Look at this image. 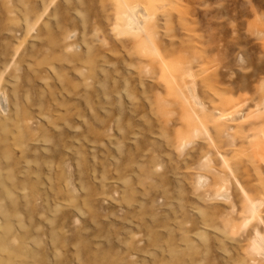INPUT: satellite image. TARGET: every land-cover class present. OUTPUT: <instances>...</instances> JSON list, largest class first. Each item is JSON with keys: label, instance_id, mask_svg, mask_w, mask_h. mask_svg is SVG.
I'll list each match as a JSON object with an SVG mask.
<instances>
[{"label": "rangeland", "instance_id": "1", "mask_svg": "<svg viewBox=\"0 0 264 264\" xmlns=\"http://www.w3.org/2000/svg\"><path fill=\"white\" fill-rule=\"evenodd\" d=\"M0 224L6 264H264V0H0Z\"/></svg>", "mask_w": 264, "mask_h": 264}, {"label": "bare ground", "instance_id": "2", "mask_svg": "<svg viewBox=\"0 0 264 264\" xmlns=\"http://www.w3.org/2000/svg\"><path fill=\"white\" fill-rule=\"evenodd\" d=\"M141 16H144V12L142 9L138 7H127L126 11L123 14L124 24L128 29H141V20L139 19ZM142 30V29H141ZM232 107V106H231ZM255 204L252 205V210H255ZM1 227V224H0ZM9 239L6 235L0 236V264H6L7 260H9V252L7 250ZM17 264H24L22 261Z\"/></svg>", "mask_w": 264, "mask_h": 264}]
</instances>
